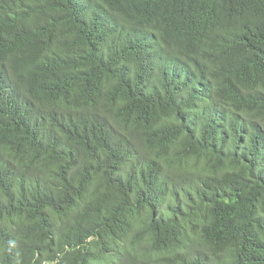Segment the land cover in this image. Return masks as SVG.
Listing matches in <instances>:
<instances>
[{
	"label": "trees",
	"instance_id": "1",
	"mask_svg": "<svg viewBox=\"0 0 264 264\" xmlns=\"http://www.w3.org/2000/svg\"><path fill=\"white\" fill-rule=\"evenodd\" d=\"M0 264H264V0H0Z\"/></svg>",
	"mask_w": 264,
	"mask_h": 264
},
{
	"label": "clouds",
	"instance_id": "2",
	"mask_svg": "<svg viewBox=\"0 0 264 264\" xmlns=\"http://www.w3.org/2000/svg\"><path fill=\"white\" fill-rule=\"evenodd\" d=\"M169 41L167 43L171 50L166 47L162 49L158 47L157 52H152L153 56L150 57L151 61L146 62L142 69L151 73L158 80V87L164 86L168 81L172 79L179 80L183 77H189L196 72L195 66L199 55H197L200 48L205 47V43H201V46L195 47L196 54L184 55L178 45L177 41ZM162 65L158 62L161 61Z\"/></svg>",
	"mask_w": 264,
	"mask_h": 264
}]
</instances>
